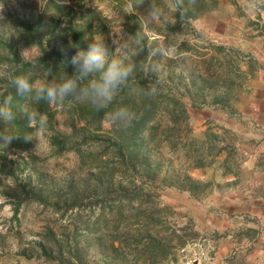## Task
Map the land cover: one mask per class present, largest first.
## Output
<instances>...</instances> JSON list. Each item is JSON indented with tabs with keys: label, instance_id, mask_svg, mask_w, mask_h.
<instances>
[{
	"label": "rangeland",
	"instance_id": "obj_1",
	"mask_svg": "<svg viewBox=\"0 0 264 264\" xmlns=\"http://www.w3.org/2000/svg\"><path fill=\"white\" fill-rule=\"evenodd\" d=\"M243 4L0 0V264H259L210 226Z\"/></svg>",
	"mask_w": 264,
	"mask_h": 264
},
{
	"label": "crops",
	"instance_id": "obj_2",
	"mask_svg": "<svg viewBox=\"0 0 264 264\" xmlns=\"http://www.w3.org/2000/svg\"><path fill=\"white\" fill-rule=\"evenodd\" d=\"M241 10V16L231 18L228 28L233 31L225 39L253 64L249 60L233 69L241 91L230 102L231 114L227 112L224 126L232 136H239L235 144L247 155L235 170L223 172L217 166L211 190L217 210L211 214L210 226L219 232H246L255 246L264 248V9L243 4ZM225 245L219 248L221 253ZM249 259L264 264V249L258 255L251 252Z\"/></svg>",
	"mask_w": 264,
	"mask_h": 264
},
{
	"label": "trees",
	"instance_id": "obj_3",
	"mask_svg": "<svg viewBox=\"0 0 264 264\" xmlns=\"http://www.w3.org/2000/svg\"><path fill=\"white\" fill-rule=\"evenodd\" d=\"M57 60H59V55L57 54V53H51V55L49 56V58H48V62L47 63H45V66H47V65H49V67H52V65L54 64V63H56L57 62ZM24 67H26V65H23ZM22 66V67H23ZM124 98H126V97H124ZM115 101V102H114ZM113 101V103L115 104V110H120V108L119 107H122V108H124L123 106H128L129 105V100L128 99H126L125 101H123L121 104H119V106H118V102H117V100H114ZM113 103H112V105H111V107L112 106H114L113 105ZM121 105V106H120Z\"/></svg>",
	"mask_w": 264,
	"mask_h": 264
}]
</instances>
